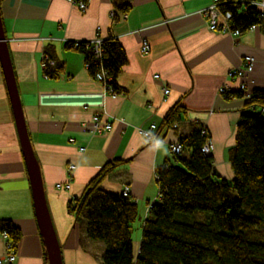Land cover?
I'll use <instances>...</instances> for the list:
<instances>
[{"label": "crops", "instance_id": "0c3cea01", "mask_svg": "<svg viewBox=\"0 0 264 264\" xmlns=\"http://www.w3.org/2000/svg\"><path fill=\"white\" fill-rule=\"evenodd\" d=\"M214 1L87 0L89 7L82 10L69 0H0L9 55L63 264H103L105 243L87 236L85 223L69 212L68 204L109 161L124 163L102 186L114 193L128 187L144 219L159 198V168L168 161L181 166L171 144L195 125L209 134L216 172L234 178L230 153L246 100L243 94L223 99L219 89L226 85L236 94L245 83L252 93L264 92V23L238 36L211 30L202 11ZM127 3L130 8L124 11ZM112 37L128 57L117 78L121 91L116 96L90 74L81 52L65 48L68 41ZM144 39L150 45L148 53L141 51ZM48 44L64 62L57 78L46 77L43 71ZM247 55L255 58L254 73L231 79L229 71ZM177 103L185 107L180 120L161 132ZM97 113L112 123L109 131H93ZM152 125L155 137L148 139L141 129ZM189 156L190 152L185 158ZM71 164L76 165L73 171ZM58 183L71 186L59 188ZM1 219L12 220L21 231L12 264H49L0 49ZM140 241L141 237L134 243L135 253ZM6 242L0 231V258L6 257Z\"/></svg>", "mask_w": 264, "mask_h": 264}, {"label": "trees", "instance_id": "16d2710c", "mask_svg": "<svg viewBox=\"0 0 264 264\" xmlns=\"http://www.w3.org/2000/svg\"><path fill=\"white\" fill-rule=\"evenodd\" d=\"M80 1V0H77ZM87 1V0H84ZM220 10L232 13L241 33L264 23L258 7L250 0H219ZM130 4L124 5L127 11ZM89 41H68L65 48L84 55L90 74L108 73V84L120 93L117 78L128 62L117 38L103 39L97 57ZM44 74L57 78L64 62L53 44L45 48ZM229 90L228 99L241 96ZM264 92L254 91L246 101L237 125L236 143L230 159L235 176L222 178L213 165L212 154L202 148L209 139L205 128L195 125L178 141L185 158L174 154L181 166L168 161L158 170L160 193L152 203L144 224L138 253L134 251L133 224L139 208L129 195L106 190L102 184L123 160L106 163L85 191L69 201L68 210L83 221L87 236L103 241V264H264ZM185 107L175 104L166 115L161 132L180 120ZM0 231L14 248L21 239L20 228L10 219L0 220Z\"/></svg>", "mask_w": 264, "mask_h": 264}, {"label": "built area", "instance_id": "2783aa9c", "mask_svg": "<svg viewBox=\"0 0 264 264\" xmlns=\"http://www.w3.org/2000/svg\"><path fill=\"white\" fill-rule=\"evenodd\" d=\"M69 1L77 4L79 6V8L82 10H86L89 7L87 1H84V0H80V1L69 0ZM250 2H251V4L255 5L256 7H258L260 9L261 16L264 17V0H250ZM219 4H220V1L215 0L212 5H210L209 7H207L206 9H204L202 11V13H204L208 16V22L207 23H208L209 28L211 30H217V31L229 33V34H232L233 36L240 35L241 30L239 28H237L231 20L232 19V13L229 11L222 13L220 11ZM221 19H222V21H221ZM256 26L257 25H252L250 29H255ZM102 44H103V39H100V38L87 42L88 48L94 49L97 57H101V55H102V51H103ZM149 50H150L149 42H148V40L144 39L142 42L141 51L143 53H148ZM47 62L54 64L55 61L53 59H50L47 55H45V57L43 59V67L46 65ZM254 65H255V58L253 56L247 55L244 57L240 66L235 67L229 71L228 76L231 79H236L237 77L241 78V77L251 75L254 73ZM86 66H87V64H86ZM45 76L48 77L47 75H45ZM95 77L105 85V88L107 89V91L112 93L114 96H116L118 94V92H115L111 88V86L108 84L109 77H108V73L105 70H101L100 72H98ZM240 91L243 92V96H244L246 101L251 99L252 92L247 90V86L245 83H242L240 85ZM164 93L168 94L169 89L165 88ZM228 93H229V88L226 85H223L220 87L219 95L223 99H228L227 98ZM261 111L264 112V107L261 109ZM111 128H112V123L105 120L104 116L101 113H97L93 116L92 129L94 132H106V131H109ZM155 129H156L155 125H152L150 129H141V133H143L148 139H152L155 137L154 132H153V130H155ZM211 148H212L211 142L209 140H207L206 143L204 144L202 150L206 155H210L212 152ZM171 150H172L173 154L178 155V154H181L183 152V146L179 141H176V142L171 144ZM75 167H76L75 164H71L69 166V170L73 171L75 169ZM70 186H71L70 183H66V184L58 183L57 184V187H59V188H62V187L70 188ZM123 193H124V195H128L129 194V188L128 187L125 188ZM151 206H152V204L150 205V207ZM150 207H149V210H150ZM4 235H5V238H7V234L4 233ZM6 247H7L6 257L0 258V264H12L16 259V256H17L16 248H14L10 243H7Z\"/></svg>", "mask_w": 264, "mask_h": 264}, {"label": "water", "instance_id": "95a60500", "mask_svg": "<svg viewBox=\"0 0 264 264\" xmlns=\"http://www.w3.org/2000/svg\"><path fill=\"white\" fill-rule=\"evenodd\" d=\"M0 49L2 55V63L5 69L9 94L16 118L17 128L19 131L23 153L28 166L33 199L37 218L40 225L41 234L46 245L47 257L49 264H63L61 247L53 226L51 215L48 209L45 196V189L41 174V168L29 136L27 124L21 104V98L13 70V65L9 55L6 35L3 29V23L0 12Z\"/></svg>", "mask_w": 264, "mask_h": 264}, {"label": "rangeland", "instance_id": "374dc122", "mask_svg": "<svg viewBox=\"0 0 264 264\" xmlns=\"http://www.w3.org/2000/svg\"><path fill=\"white\" fill-rule=\"evenodd\" d=\"M188 152H184L183 156L186 157ZM145 219L141 214H139V217L133 224V243L137 244V240L139 237H141L142 232H143V223Z\"/></svg>", "mask_w": 264, "mask_h": 264}, {"label": "clouds", "instance_id": "9594fccd", "mask_svg": "<svg viewBox=\"0 0 264 264\" xmlns=\"http://www.w3.org/2000/svg\"><path fill=\"white\" fill-rule=\"evenodd\" d=\"M159 143H160V142H158V146H159ZM166 151H167V150H166Z\"/></svg>", "mask_w": 264, "mask_h": 264}]
</instances>
